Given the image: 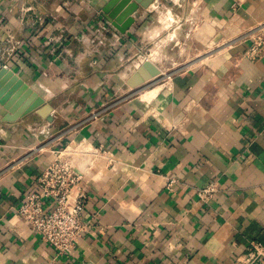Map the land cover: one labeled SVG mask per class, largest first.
Here are the masks:
<instances>
[{"label":"crops","instance_id":"crops-1","mask_svg":"<svg viewBox=\"0 0 264 264\" xmlns=\"http://www.w3.org/2000/svg\"><path fill=\"white\" fill-rule=\"evenodd\" d=\"M108 1L0 0V64L53 108L52 122L36 111L8 122L0 105V264H233L250 242L264 245V51L243 56L264 0L167 5L195 8L200 48L217 50L174 60L165 84L146 89L127 85L126 64L158 36L156 8H140L123 34L103 16ZM171 45L181 58L185 40ZM83 139L113 162L81 183L90 228L56 258L17 211L50 150Z\"/></svg>","mask_w":264,"mask_h":264},{"label":"built area","instance_id":"built-area-1","mask_svg":"<svg viewBox=\"0 0 264 264\" xmlns=\"http://www.w3.org/2000/svg\"><path fill=\"white\" fill-rule=\"evenodd\" d=\"M22 11L25 13L26 9ZM263 51L264 27L257 30L243 56L256 61ZM2 67L9 66L0 64V69ZM98 115L94 112L91 117L97 118ZM50 156L48 165L35 179L33 190L25 196L17 214L55 250L57 258L71 256L90 228V223L83 218L87 196L80 187L81 183L88 176L96 178L102 172V163L107 166L113 159L107 150L92 145L86 139L75 145L52 149ZM215 193V186L208 185L199 189L197 195L207 202ZM233 264H264V245L250 242Z\"/></svg>","mask_w":264,"mask_h":264},{"label":"rangeland","instance_id":"rangeland-1","mask_svg":"<svg viewBox=\"0 0 264 264\" xmlns=\"http://www.w3.org/2000/svg\"><path fill=\"white\" fill-rule=\"evenodd\" d=\"M174 2L175 0H159L153 5L156 10L151 13V17L154 26L159 29V34L156 39L149 41L150 43L146 45L144 51L140 52L136 58H130L126 64L127 66H130V70L128 71L130 76L127 80V85L132 89L140 86V89H146L155 84V87H157L158 82L160 81H162V84H165L163 81L166 80V77L169 79L168 75L166 76L167 68L172 67L171 65L174 60L178 61L179 58L182 62L185 59L187 63H191L194 62L195 59L206 58L217 50V46L209 44L208 41V44H203L202 48H200L199 33L200 27H203L204 24V17H201L195 8H191L189 5H187V8H168V6H172ZM193 2L194 0H188L189 4H192ZM169 35V42L171 39L175 40L176 35L178 38L181 37V39L185 40V44H187L185 45L186 51L181 58L178 57V53L180 52L178 47L174 48L173 45L168 46L169 42L166 41V38ZM137 58L140 59L137 61ZM148 63L154 70L150 71L149 68L145 67ZM144 77H146V79ZM139 78H143L142 83L133 87L129 84ZM156 92L157 89L151 92L149 97L147 95V97L151 99Z\"/></svg>","mask_w":264,"mask_h":264},{"label":"water","instance_id":"water-1","mask_svg":"<svg viewBox=\"0 0 264 264\" xmlns=\"http://www.w3.org/2000/svg\"><path fill=\"white\" fill-rule=\"evenodd\" d=\"M156 0H109L103 7L104 18L119 32L125 34L135 22L134 13L140 8L148 9ZM146 68L152 69L148 63ZM154 73V72H153ZM141 77V76H140ZM148 77V76H147ZM146 79V77H144ZM143 82V78L129 83L132 87ZM0 105L8 113L4 120L15 122L20 118L36 111L49 122L53 121L51 115L53 108L46 100L36 93L22 78L10 67L0 69Z\"/></svg>","mask_w":264,"mask_h":264},{"label":"bare ground","instance_id":"bare-ground-1","mask_svg":"<svg viewBox=\"0 0 264 264\" xmlns=\"http://www.w3.org/2000/svg\"><path fill=\"white\" fill-rule=\"evenodd\" d=\"M168 26H172V25H168ZM168 29V28H167ZM172 35V34H171ZM172 36H174V35H172ZM172 40V39H171ZM148 97H149V95H148ZM148 99H150V98H148ZM147 100V99H146Z\"/></svg>","mask_w":264,"mask_h":264}]
</instances>
